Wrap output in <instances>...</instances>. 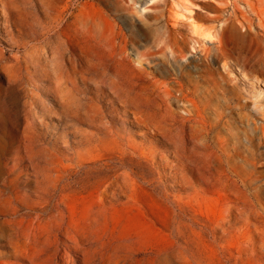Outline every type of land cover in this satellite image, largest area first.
Segmentation results:
<instances>
[{"label": "rangeland", "instance_id": "374dc122", "mask_svg": "<svg viewBox=\"0 0 264 264\" xmlns=\"http://www.w3.org/2000/svg\"><path fill=\"white\" fill-rule=\"evenodd\" d=\"M235 1L0 0V264L34 227L33 257L264 264V0Z\"/></svg>", "mask_w": 264, "mask_h": 264}, {"label": "bare ground", "instance_id": "6f19581e", "mask_svg": "<svg viewBox=\"0 0 264 264\" xmlns=\"http://www.w3.org/2000/svg\"><path fill=\"white\" fill-rule=\"evenodd\" d=\"M262 1L263 0H258V2H260V3H262ZM244 3V2H246L250 7H251V0H236L235 1V3H234V6H238L239 5V3ZM249 7V8H250ZM252 10H254V9H252ZM6 15V14H5ZM9 19V18H8ZM250 21V20H249ZM250 26H251V24H250ZM259 26H260V22H259ZM236 28V27H235ZM263 33V34H262ZM262 33H258V35H260V36H262L263 38H264V30H263V32ZM25 146V145H24ZM26 147H27V145H26ZM32 148V147H31ZM34 148V147H33ZM28 149H29V147H28ZM35 149V148H34ZM32 151H34L33 149H32ZM36 151V150H35ZM38 152H39V150H38ZM37 153V152H36ZM36 153H34V155L36 154ZM27 154V153H26ZM29 156V155H28ZM42 171V170H41ZM43 172V171H42ZM48 172V171H47ZM127 172V171H126ZM41 173V172H40ZM121 173H123V172H121ZM129 173V172H128ZM42 174H44V173H42ZM50 174V173H49ZM52 174V173H51ZM120 174V173H119ZM125 174V173H124ZM47 175V174H46ZM121 175V174H120ZM120 175H117V176H120ZM126 175V174H125ZM127 175H129V174H127ZM44 176V175H43ZM51 176V175H50ZM56 176H57V174H56ZM62 176V175H61ZM58 177H59V175H58ZM121 177V176H120ZM123 177V176H122ZM125 177V176H124ZM130 177V176H129ZM128 177V179H130ZM44 178H45V176H44ZM47 178H48V176H47ZM51 178H52V176H51ZM66 178V177H65ZM125 178H127V177H125ZM52 179H54L55 180V178L53 177ZM116 179V178H115ZM42 180V179H41ZM45 180V179H44ZM47 180V179H46ZM50 180V179H49ZM48 180V181H49ZM58 180V179H57ZM117 181V180H116ZM116 181H114V182H116ZM126 180L124 179V182H125ZM128 181V180H127ZM131 181V180H130ZM47 183V182H46ZM53 183H54V181H53ZM52 183V184H53ZM130 183V182H129ZM44 184V183H43ZM49 184H50V182H49ZM51 184V185H52ZM115 184V183H114ZM120 184H121V182H120ZM51 185H49V186H51ZM106 185V184H105ZM125 185V184H124ZM52 187V186H51ZM54 187V186H53ZM115 187V186H114ZM132 187V186H131ZM56 188V187H55ZM58 188V187H57ZM56 188V189H57ZM60 188V187H59ZM59 188H58V190H59ZM49 189V188H48ZM53 189V188H52ZM55 189V190H56ZM127 189V188H126ZM62 190V189H61ZM117 190H118V188H117ZM52 191V190H51ZM54 193V192H53ZM115 193H116V191H115ZM46 193H42V192H40L39 194H37L36 195V197H37V199H38V203H41V202H45L46 200H47V197H46V195H45ZM102 194V193H101ZM61 195V194H60ZM111 195V194H110ZM118 195V194H117ZM56 196H58V195H56ZM62 196H64V195H62ZM62 196H61V198H62ZM113 196V195H112ZM102 197V196H101ZM26 198V195H24V194H22L21 195V191H15L14 193H12V194H9L8 195V197L4 200V202H3V204H2V206H1V208H2V210L0 211V215H2V216H5V217H10V216H16L17 217V214H18V212L20 211V208L21 207H23L24 206V199ZM50 198V197H49ZM52 198V197H51ZM56 198V197H55ZM59 198H60V196H59ZM64 198V197H63ZM97 198V197H96ZM31 199V198H30ZM53 199V198H52ZM57 199H58V197H57ZM64 200V199H63ZM59 201H61V199L59 200ZM58 201V202H59ZM47 202V201H46ZM29 203V202H28ZM49 203V202H48ZM60 203V202H59ZM99 203V202H98ZM45 204H47V203H45ZM41 205V204H40ZM43 206H45V205H43ZM47 206H49V205H47ZM30 207V206H29ZM40 207V206H39ZM106 207V206H105ZM31 208V207H30ZM41 208V207H40ZM40 208H38V209H40ZM60 208V207H59ZM102 208V207H101ZM106 208H108V207H106ZM43 209V208H42ZM48 209V208H47ZM54 209V208H53ZM100 209V208H99ZM107 210V209H106ZM92 211V210H91ZM90 211V212H91ZM103 211V210H102ZM101 211V212H102ZM53 212H57V211H53ZM52 212V213H53ZM90 212H89V215H90ZM95 212V211H94ZM27 214V213H26ZM29 214V213H28ZM36 214V213H35ZM43 215V214H42ZM41 215V216H42ZM59 215V214H58ZM97 215V214H96ZM96 215H94V219L95 220H97L96 218ZM20 216V215H19ZM22 216V215H21ZM39 216H40V214H39ZM48 216H50V214H48ZM52 216H54V215H52ZM62 216V215H61ZM60 216V217H61ZM92 216V215H91ZM44 217V216H43ZM55 217V216H54ZM87 217V216H86ZM18 218V217H17ZM25 217H23V219H24ZM27 218V217H26ZM35 218V217H34ZM88 218H89V220H90V216H88ZM10 219H12V220H6V222H8L10 225L11 224H13L14 225V223H15V219H13V218H10ZM19 219V218H18ZM29 219V218H28ZM33 219V218H32ZM47 219V218H46ZM45 219V220H46ZM51 219V218H50ZM57 219V218H56ZM20 221H21V218L19 219ZM41 220V218L39 219V221ZM61 220V219H60ZM89 220H87V221H89ZM94 220V221H95ZM4 221H5V219H4ZM16 221H17V219H16ZM19 221V223L18 224H20L21 222ZM25 221V220H24ZM29 221V220H28ZM52 221V220H51ZM2 222H3V220H2ZM2 222L0 221V223L2 224ZM18 222V221H17ZM23 222V221H22ZM26 222V221H25ZM38 222V221H37ZM41 222V221H40ZM55 222H57L56 220H55ZM91 222H93L92 221V219H91ZM28 223H30V222H27V224ZM32 223V222H31ZM31 223L29 224V226L31 225ZM44 223V222H43ZM46 223H50V222H46ZM63 223V222H62ZM26 224V225H27ZM47 224V225H48ZM33 225H34V223H33ZM42 225H44V224H42ZM50 225V224H49ZM53 225V224H52ZM62 225V224H61ZM89 225V224H88ZM90 225H91V223H90ZM15 226V225H14ZM20 226V225H19ZM23 226V225H22ZM25 226V225H24ZM23 226V227H24ZM36 226V225H35ZM51 226V225H50ZM2 227V226H1ZM6 227H7V225H6ZM13 227V226H12ZM26 227V226H25ZM45 227V226H44ZM61 227V226H60ZM9 228V227H8ZM11 228V227H10ZM20 228H22V227H20ZM40 228V227H39ZM38 228V229H39ZM46 229L47 228H49V226L48 227H45ZM69 228V227H68ZM44 230V232L42 233V234H44L45 233V230L46 229H44V228H41V230ZM53 229V228H52ZM52 229H50L51 231L48 233L47 232V234L49 235L48 237L49 238H51V237H53V238H58V236H59V232L58 233H55V230H52ZM61 229V228H60ZM63 229V228H62ZM34 230H37L35 227L34 228H32V229H29V232L28 233H26L25 235L23 234V236H25V240L23 239V243L25 244V249H22V246L20 247V248H16L17 249V251H16V253H12V255L14 256V258L15 259H17L16 261L15 260H13L12 262H8V261H6V262H3V264H30L31 262H34L36 259H39L40 261H42V262H46L47 264H78V261H77V258H76V260L72 257V253H69V249L71 248V246H70V244H69V242H70V240H71V236H70V233H69V230H66L64 233H63V241L61 240H58L57 241V245H58V247H57V249L58 250H63V252L64 253H45L43 256L41 255V257H33V256H31L30 255V253H27V252H25V250L28 248V246L33 242V241H36V240H38L39 238H41V234H38V232L37 231H34ZM18 231H20V230H18ZM46 231H49L48 229L46 230ZM20 232H22V231H20ZM36 234H35V233ZM74 233V232H73ZM18 234V233H17ZM22 234V233H21ZM20 234V235H21ZM16 235V234H15ZM15 235H13V237L15 236ZM17 237V236H16ZM16 237H15V239H16ZM18 237H19V235H18ZM22 238V237H21ZM20 238V239H21ZM17 240H19V239H17ZM14 242V241H13ZM17 243H20V242H17ZM73 243V242H72ZM16 244V243H15ZM37 244V243H36ZM81 244V243H80ZM13 246H15L14 244H13ZM12 246V247H13ZM17 247V246H16ZM36 248V247H35ZM31 249H34V247L33 248H31ZM30 250V249H29ZM82 250V249H81ZM80 250V251H81ZM32 251V250H31ZM60 252V251H59ZM32 253V252H31ZM77 254V253H76ZM88 254V253H87ZM91 255H93V254H91ZM90 255V256H91ZM90 256H88V258L90 257ZM75 257V256H74ZM36 258V259H35ZM80 258V257H79ZM92 258H94V256L92 257ZM91 258V259H92ZM187 258V257H186ZM108 260V259H107ZM181 260H183V258L181 259ZM194 260V259H193ZM5 261V260H4ZM87 261V260H86ZM88 261H90L89 259H88ZM92 261V260H91ZM184 261V260H183ZM219 262H220V260H218ZM217 261V262H218ZM93 262V261H92ZM107 262V261H106ZM211 262V261H210ZM94 263V262H93ZM190 263H192V261L190 262ZM216 263V262H215ZM33 264V263H32ZM96 264V263H95ZM103 264H104V262H103ZM196 264V263H195ZM221 264V263H220Z\"/></svg>", "mask_w": 264, "mask_h": 264}]
</instances>
